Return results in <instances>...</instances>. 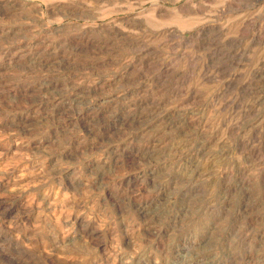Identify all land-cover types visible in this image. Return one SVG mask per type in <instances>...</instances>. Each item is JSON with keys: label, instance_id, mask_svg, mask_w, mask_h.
Here are the masks:
<instances>
[{"label": "rangeland", "instance_id": "obj_1", "mask_svg": "<svg viewBox=\"0 0 264 264\" xmlns=\"http://www.w3.org/2000/svg\"><path fill=\"white\" fill-rule=\"evenodd\" d=\"M0 264H264V0H0Z\"/></svg>", "mask_w": 264, "mask_h": 264}]
</instances>
